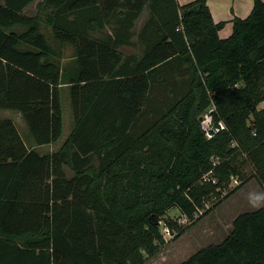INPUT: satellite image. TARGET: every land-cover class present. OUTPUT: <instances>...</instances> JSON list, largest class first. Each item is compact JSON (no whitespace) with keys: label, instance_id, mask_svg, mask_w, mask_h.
<instances>
[{"label":"trees","instance_id":"obj_1","mask_svg":"<svg viewBox=\"0 0 264 264\" xmlns=\"http://www.w3.org/2000/svg\"><path fill=\"white\" fill-rule=\"evenodd\" d=\"M38 1L0 4V110L55 144L66 87L73 125L41 155L0 120V264H144L160 222L189 228L169 210L192 226L252 179L264 192V0L226 39L207 0ZM181 264H264V206Z\"/></svg>","mask_w":264,"mask_h":264},{"label":"rangeland","instance_id":"obj_2","mask_svg":"<svg viewBox=\"0 0 264 264\" xmlns=\"http://www.w3.org/2000/svg\"><path fill=\"white\" fill-rule=\"evenodd\" d=\"M38 2H40V0ZM35 6V4L32 5L25 14L33 15L36 12ZM72 53L73 50L71 48L65 49L64 59L62 60L63 64L69 62ZM61 108L63 115V132L61 138L55 144L36 146L37 152L41 155L57 151L68 138L72 129L73 116L70 106L69 91L66 87L61 88ZM0 119H10L16 122L19 135L22 136L23 139L26 138L31 141V143L33 142L20 114L13 111L0 110ZM237 186L238 185L235 183H231L230 189H234ZM255 197L264 198V192L256 180L252 179L228 200L224 201L220 206L212 210L207 216L192 226H189V221L182 217L176 208L169 210L166 215L167 219L177 222L181 227L189 228L180 238L173 241V236L170 231L169 235L163 234V223L160 222L161 233L166 244L160 247L158 252L154 256L148 258L144 264H181L199 250L208 246L221 244L231 232L232 222L238 216L254 212L264 206V199H262L260 201V206L254 207L251 200ZM210 206V204L207 205V208ZM201 214L202 212L199 213V216Z\"/></svg>","mask_w":264,"mask_h":264},{"label":"crops","instance_id":"obj_3","mask_svg":"<svg viewBox=\"0 0 264 264\" xmlns=\"http://www.w3.org/2000/svg\"><path fill=\"white\" fill-rule=\"evenodd\" d=\"M194 1L195 0H178V3L181 6H183V5L192 3ZM2 3H3V0H0V4ZM207 6L209 8L213 21L217 24L218 23L225 24L223 29L219 32V37L221 39H226L231 35L233 20L234 19H245L249 16L252 10V6H253V0H207ZM0 120H9L14 124L15 128L17 126L16 122L10 119H0ZM20 138L28 150L37 149L36 146L33 144V142L31 143V141L27 140L26 138L23 139L22 136H20ZM54 152L56 151L49 152V153H54Z\"/></svg>","mask_w":264,"mask_h":264},{"label":"built area","instance_id":"obj_4","mask_svg":"<svg viewBox=\"0 0 264 264\" xmlns=\"http://www.w3.org/2000/svg\"><path fill=\"white\" fill-rule=\"evenodd\" d=\"M260 108H264V103L261 104ZM214 114H216V109L214 106H212L200 117V127L207 139L213 138L220 130H225V126L221 122L216 123L214 121ZM203 180H206V177H204ZM232 183L238 185V182L235 179ZM196 218L197 216H195V219ZM162 232L163 234L165 233L168 235L170 233L169 230L164 226Z\"/></svg>","mask_w":264,"mask_h":264},{"label":"clouds","instance_id":"obj_5","mask_svg":"<svg viewBox=\"0 0 264 264\" xmlns=\"http://www.w3.org/2000/svg\"><path fill=\"white\" fill-rule=\"evenodd\" d=\"M264 199L262 197H255L251 200V203L254 207H259L260 206V201Z\"/></svg>","mask_w":264,"mask_h":264}]
</instances>
